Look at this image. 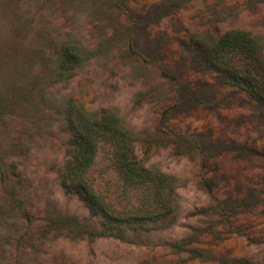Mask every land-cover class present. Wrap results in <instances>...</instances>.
Wrapping results in <instances>:
<instances>
[{
    "label": "rangeland",
    "instance_id": "1",
    "mask_svg": "<svg viewBox=\"0 0 264 264\" xmlns=\"http://www.w3.org/2000/svg\"><path fill=\"white\" fill-rule=\"evenodd\" d=\"M229 30L264 55V0H0V264H264V106L192 58V40ZM69 101L115 114L136 160L171 178L163 222L91 234L98 219L60 187ZM86 177L117 207L143 197L107 145Z\"/></svg>",
    "mask_w": 264,
    "mask_h": 264
},
{
    "label": "trees",
    "instance_id": "2",
    "mask_svg": "<svg viewBox=\"0 0 264 264\" xmlns=\"http://www.w3.org/2000/svg\"><path fill=\"white\" fill-rule=\"evenodd\" d=\"M192 58L198 65L217 73L225 84L244 91L259 106H264V55L261 46L247 32L229 30L215 40L196 38L191 41ZM76 55L68 47L62 53L59 76H67ZM63 122L71 138L67 163L60 175V187L75 195L88 213L98 219V237L128 241L127 232L146 230L150 223L163 222L171 213V178L144 168L133 155L134 137L112 112L100 116L83 110L69 101ZM107 145L123 187L141 189L139 205L117 207L97 194L87 180L97 148ZM73 222L72 219H67ZM171 247H182L170 244ZM195 256H202L194 251ZM222 262H225L222 260Z\"/></svg>",
    "mask_w": 264,
    "mask_h": 264
}]
</instances>
